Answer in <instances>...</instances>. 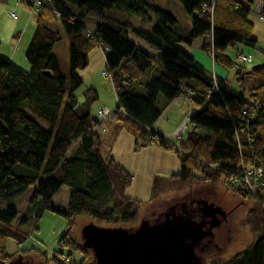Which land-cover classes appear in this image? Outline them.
<instances>
[{"label":"trees","instance_id":"trees-1","mask_svg":"<svg viewBox=\"0 0 264 264\" xmlns=\"http://www.w3.org/2000/svg\"><path fill=\"white\" fill-rule=\"evenodd\" d=\"M177 1L191 18L185 36L173 29L177 20L172 13L155 8L151 1L47 0L36 9L35 28L24 53L28 71L0 58L1 261L13 258L6 253L7 241L21 244L31 227L36 230L41 212L60 214L67 222L57 242L66 253H57L68 261L52 256L53 264L89 262L90 251L71 233L79 217L108 227L138 224L141 202L125 195L131 175L111 155L103 158L100 153L99 122L91 112L97 95L89 88L82 101L76 96L83 85L76 71L87 67L88 54L97 46L107 49L105 71L111 77L115 110L122 114L117 126L133 136L135 147L169 148L168 139L153 128L161 104L179 96L191 104L190 131L172 141L180 169L167 177L154 176L151 200L193 184L217 185L223 172L234 173L240 164L262 168L264 181V62L249 69L252 87L246 96L241 65L224 54L236 44L256 48L248 19L254 0ZM258 1L264 18V0ZM56 21L67 38L68 75L61 72L53 51L61 40L59 32L49 27ZM86 21L94 22L93 30L85 26ZM207 34L211 41L201 50L212 49L213 63L235 70L238 88L179 47ZM131 37L158 51V57ZM156 64L162 71L145 82ZM63 186L69 188L65 211L53 206ZM234 190L252 204L245 223L254 241L225 262L210 264H264V194L255 197ZM26 204L38 208L32 218L22 215Z\"/></svg>","mask_w":264,"mask_h":264},{"label":"rangeland","instance_id":"rangeland-1","mask_svg":"<svg viewBox=\"0 0 264 264\" xmlns=\"http://www.w3.org/2000/svg\"><path fill=\"white\" fill-rule=\"evenodd\" d=\"M146 1H151L152 6L157 9H164L172 13L177 20L175 25L176 31L183 33V35L188 33L190 30L191 18L184 13L177 0ZM11 14L14 15L16 19H14ZM36 14L37 11L35 8L20 3L17 0H0V58L7 59L10 55H12L14 64L19 69H25V71H28L29 67L28 62L24 57V53L28 45L26 37L27 32L34 31ZM136 20L140 22L139 19H132L133 22ZM83 23L88 29H92L94 27L93 21H86ZM145 26L150 28V23ZM49 27L58 31L61 36V40L55 44L53 51L58 56L61 72L64 75H68L69 55L66 36L59 21L50 24ZM26 28H28V31H26ZM29 34L31 35V33ZM179 47H181L184 51H187V53L192 55V57L198 59L197 61H202L203 65L205 62H208L211 65V57L206 52L202 51L201 48L198 47L197 43H195L192 47L193 49H189V46L184 43H180ZM255 51H257V48H250L236 44L233 47L227 48L225 54L226 56L232 58L237 64V57H235L236 52H243L244 55L248 57L249 55L255 54ZM93 54L95 57L92 56ZM89 56L92 57H89L87 67L76 71V74L83 78V85L77 90L76 96L79 101H82L84 91L89 89L92 85L91 83H93L98 97L91 106L92 114L95 115L96 111L100 108H108L110 111H115L117 104L114 91L112 90L111 81L109 78H105L102 75L106 69L101 47L97 46L94 48ZM261 56L263 57V55ZM254 61L255 60H253L252 63L249 62L240 64L241 70H243L242 77L245 90L247 92H250L252 87V78L249 74V69L256 65ZM215 66L219 69V64H216ZM220 67L224 70L226 69L222 66ZM226 70L232 77L234 76V69ZM210 71L212 72V68ZM116 113V118L113 117L112 120L122 117L120 112L116 111ZM114 128H119V130L123 129V133L118 137V139L110 142L106 141L107 139L105 133L98 129L97 133L100 139V153L103 158L109 157L110 155L112 157L114 156L115 161L118 164L121 163L119 165H123L124 167H122L125 168L131 175V184L126 190L125 195L141 202L138 212V224L144 219L160 215L169 206H175L178 203H183V201L187 202L192 198L209 197L210 200H216L218 203L226 205V210H232V217L230 223L223 226L220 233L223 240L226 241V247L221 250L220 253L218 251L213 256H209L206 260V264L224 260L226 261L230 256L236 254L237 251H240V249H243L254 241V237L251 236L245 223L248 209L252 204L240 198L234 192V189H228L221 181H219V184L217 185L199 183L182 189H172L151 200V187L155 178L153 173L155 171L160 172L161 169H163L162 167H165L166 165H168L167 168L169 169V165H171L173 161L172 158H165L163 156L154 157L153 154H149V156L146 157L148 153H146V155H141L139 150H135L136 147L133 143V136L131 137L121 125ZM155 128L157 127L155 126ZM161 134L163 133L161 132ZM172 138L173 140H176L173 136ZM169 144V148L167 149L173 150L172 142ZM148 146L142 148L146 149ZM170 153L174 157H178L174 150ZM68 193L69 188L67 186H63L60 189L58 195L53 199V206L56 209L65 211L68 201ZM219 200L221 202H219ZM35 209L36 211L38 209L35 205L26 204L22 215L26 218H32L34 216ZM89 224H93L98 227H108L88 217L77 218L74 221L71 233L76 242L80 245L82 243V231L84 227ZM66 226L67 222L60 214L51 211L41 212L39 213V218L36 223V230H32L31 227L21 244H17L13 240L7 241L6 253L13 255L12 260L22 258L28 264H53L51 263L52 256L63 260L57 252L66 253V250L65 248L60 247L57 242L62 234H64ZM91 261L92 256L90 255V259L87 264Z\"/></svg>","mask_w":264,"mask_h":264},{"label":"water","instance_id":"water-1","mask_svg":"<svg viewBox=\"0 0 264 264\" xmlns=\"http://www.w3.org/2000/svg\"><path fill=\"white\" fill-rule=\"evenodd\" d=\"M217 225L169 206L135 227L86 225L81 246L90 251L89 264H206L203 254ZM0 264L28 263L18 258Z\"/></svg>","mask_w":264,"mask_h":264},{"label":"crops","instance_id":"crops-1","mask_svg":"<svg viewBox=\"0 0 264 264\" xmlns=\"http://www.w3.org/2000/svg\"><path fill=\"white\" fill-rule=\"evenodd\" d=\"M42 1L43 2H47V0H42ZM163 7H164V5H163ZM261 17L263 18V16L261 15V4H260V2L258 0H254V4H253V7L251 8L250 15H249V18L248 19L251 22V24L253 25V37H254V39L257 42V46H256L257 51H255V54H252L253 56L252 55H249L248 57L245 56L243 52H236V54H235V57H237V56H244V57H246L248 59V61L245 62V63H249V62L252 63L253 60H255L254 61L255 64L256 65H259V64H262L264 62V56L263 57L261 56V55H263V52H264V19H261ZM93 28L91 30H93ZM173 29L175 30V32L177 34H180L182 36H185V35H183V33H179L178 31H176L175 27ZM26 31H28V28H26ZM29 33H31V35ZM32 34H33V31L27 32V37H26L27 44H28V42H29ZM66 40H67V38H66ZM210 41H211V35L210 34H207V35H205V36H203L201 38L195 39L192 42V44L189 46V49H193L192 47L195 45V43H197L198 44V47L201 48L202 44L208 43ZM132 42H134L136 45H138L139 47H141L143 50H145L147 53H149L150 55H152L154 58H157L158 57L159 52L156 51L155 49L151 48L149 45H147L145 42L141 41L140 39H137V38H134L133 37L132 38ZM89 54H88V61H89V57L90 58L92 56L95 57L94 54L92 56H89ZM102 54H103V52H102ZM190 56L192 57V55H190ZM103 57H104V55H103ZM192 58L195 61L198 60V59H196L194 57H192ZM7 59L9 61L11 60L10 62L13 65H15L14 62H13L14 59H13V56L12 55H10V57H8ZM230 59H232V58H230ZM199 61H197V62L200 63L207 71H210V69L212 68V72H213L212 74H214L217 77H219V79H226V80H228L232 84L233 87H236V88L239 87L238 82L236 81L235 77L234 76L232 77L231 74L226 69L224 70L223 68H221L220 67L221 66L220 64H219V69H218L215 66L216 63H213V61L211 62V65L208 62H205L204 65H203V62L202 61L199 62ZM23 67H24V65H23ZM21 70L25 71V69H21ZM240 70H241V67H240ZM161 71H162L161 66L159 64H156L154 66V68L148 73V76L146 77V81L145 82H147L148 80H150V79L155 78L156 76H158ZM242 75H243V70H242ZM231 79H232V81H231ZM91 84L92 85L90 86V88H92L95 91L93 83H91ZM143 84H144V82H141V84H139L140 86H139V88L137 90L141 91ZM112 90H113V88H112ZM245 92H246V96H248L249 93H250V92H247L246 90H245ZM95 93H96V91H95ZM97 97H98V95H97ZM183 98H184L183 96H179V97L173 99L168 104L162 102V104H161V114H160V116L158 118V126H159V130L163 134H171L173 132V130L176 128V126L188 114L190 108H189L187 102H185ZM115 109H116V107H115ZM116 114L117 113H116V110H115V112L110 116V118L108 119V121H106V123H105V131H103V133H105V135H106V139H107L106 141H109V142L112 141V140L118 139V137L123 133L122 132L123 129L122 130H119V128H114L118 124L117 123V120L120 119V118H117V119L112 120L113 117L116 118ZM153 128H155V126ZM167 139H168L169 142H172L173 141V138L172 137H169ZM135 150H139L140 153H141V155H146V153H148L146 155V157H148L149 154H153L154 157H156V156H163L165 158H169V157L172 158L173 161H172L171 165H169V169L167 168L168 165H166L165 167H162L161 166L164 170L161 169L160 172H156L155 171L153 173V176L160 175V176L167 177V176H169L171 174L177 173L179 171V169H180V163H179L180 160H179V157H177V158L174 157L170 153V152L173 151L171 149L163 148V147H161V146H159L157 144H151L146 149H144L142 147H136ZM113 158L115 160V157L114 156H113ZM119 164H121V163H119ZM247 231H248V229H247ZM246 247H244L243 249H240V251H237L236 254L241 253ZM236 254H234V255H236ZM234 255H232V256H234ZM232 256H230V257H232ZM219 262L222 263V262H225V260L224 261H219Z\"/></svg>","mask_w":264,"mask_h":264},{"label":"built area","instance_id":"built-area-1","mask_svg":"<svg viewBox=\"0 0 264 264\" xmlns=\"http://www.w3.org/2000/svg\"><path fill=\"white\" fill-rule=\"evenodd\" d=\"M20 3L29 5L35 9L41 8L43 6V1L42 0H17ZM11 16L16 19V17H14V15L11 14ZM261 19H264L261 17ZM103 55L105 54V52L107 51L106 48H101ZM207 54L209 56H213V50L209 49V51L207 52ZM248 59L244 56H237V63L241 64V63H245L247 62ZM103 77L105 78H109L110 74L107 71L103 72ZM185 102H187V104L189 105V108L191 110V104L189 102V100L185 97L183 98ZM190 110L188 112V114L183 118V120L176 126V128L173 130V132L171 134H167V135H163L165 138H169V137H180L181 135H183L185 132L190 131V122L188 120V116L190 113ZM113 114V111H110L108 108H100L96 111L95 113V117L97 118L99 124H98V128L101 129L102 131H105V127H104V123L106 122V120H108L110 118V116ZM155 126L157 127V130L161 133V131L159 130V126H158V121L155 124ZM221 171V170H220ZM224 174V175H222ZM220 176V181L222 182V184H224V186H226L228 189H242L250 194H252L253 196L257 197V195L259 193H263L264 194V181L262 179L263 176V169L260 167H252L251 165H244V164H240L234 173H222ZM261 205L262 208L264 209V201H261ZM63 260H67V258L63 257Z\"/></svg>","mask_w":264,"mask_h":264},{"label":"flooded vegetation","instance_id":"flooded-vegetation-1","mask_svg":"<svg viewBox=\"0 0 264 264\" xmlns=\"http://www.w3.org/2000/svg\"><path fill=\"white\" fill-rule=\"evenodd\" d=\"M219 202H221L219 200ZM177 209L189 211L197 219H206L209 224L218 223L209 238L208 248L203 254L205 262L209 256H213L218 251L220 253L226 247V241L221 236V229L229 224L232 217V210H226V205L218 203L216 200H210L209 197L192 198L191 200L175 205ZM216 250V251H214Z\"/></svg>","mask_w":264,"mask_h":264}]
</instances>
